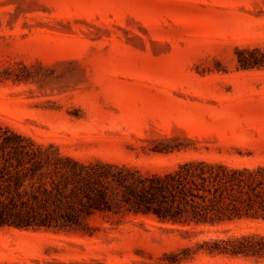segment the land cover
I'll return each mask as SVG.
<instances>
[{"label": "rangeland", "instance_id": "374dc122", "mask_svg": "<svg viewBox=\"0 0 264 264\" xmlns=\"http://www.w3.org/2000/svg\"><path fill=\"white\" fill-rule=\"evenodd\" d=\"M254 47H264V0H0V68L21 78L0 82V124L143 172L192 158L264 165V68L240 70L236 59ZM162 139L187 147L154 153ZM93 223V236L0 229V264H264L196 249L264 236V219Z\"/></svg>", "mask_w": 264, "mask_h": 264}, {"label": "trees", "instance_id": "16d2710c", "mask_svg": "<svg viewBox=\"0 0 264 264\" xmlns=\"http://www.w3.org/2000/svg\"><path fill=\"white\" fill-rule=\"evenodd\" d=\"M236 59L240 70L264 68V47L237 49ZM7 80L21 78L0 68V82ZM186 147L162 139L152 151L167 155ZM129 214L184 228L264 219V165L192 158L171 169L143 172L99 158L76 159L0 124V229L93 236L95 218ZM196 249L264 260V236L214 239Z\"/></svg>", "mask_w": 264, "mask_h": 264}]
</instances>
